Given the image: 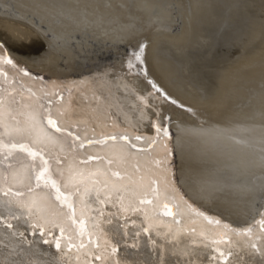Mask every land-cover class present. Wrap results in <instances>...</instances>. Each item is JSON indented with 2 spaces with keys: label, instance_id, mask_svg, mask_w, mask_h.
I'll use <instances>...</instances> for the list:
<instances>
[{
  "label": "bare ground",
  "instance_id": "6f19581e",
  "mask_svg": "<svg viewBox=\"0 0 264 264\" xmlns=\"http://www.w3.org/2000/svg\"><path fill=\"white\" fill-rule=\"evenodd\" d=\"M0 44L17 66L46 79L48 93L64 92L56 103L65 105L70 123L88 121L76 129L81 135L98 124L97 132L116 126L150 139L155 130L151 123L162 126L167 121L169 171L151 163L165 155L162 134L139 154L141 163L167 175L184 200L204 213L198 216L182 205L173 219L154 215L147 206L145 220L142 211L129 210V199L121 204L115 193L109 196L103 189L99 197L106 202L101 205L97 186L88 183L81 187L79 205H90L87 227L102 238L100 249L89 245L83 250L109 256L108 240L120 245L117 257L124 264H260L247 246L251 239L264 244L259 225L251 232L236 229L264 204V0H0ZM137 53L141 61L135 59ZM5 69L41 96L39 79ZM10 87L17 89L18 84ZM23 95L27 98L28 91ZM94 95L102 98L99 107ZM73 111L86 116L73 117ZM136 143L147 147L144 140ZM97 151L101 149L86 146L74 155L82 159ZM71 165L74 159L67 156L63 167ZM25 168L27 162L16 165L18 175ZM51 169L59 179L54 160ZM13 200L0 193V216H8L14 226L0 224V264H86L82 250L57 255L54 246L20 245L21 238L12 232L27 229L30 218L22 219L27 209ZM131 206L136 207L134 202ZM144 226H150L149 234L162 249L152 251L144 233L136 241L138 248L125 246L123 233H129L131 244L132 234Z\"/></svg>",
  "mask_w": 264,
  "mask_h": 264
},
{
  "label": "snow or ice",
  "instance_id": "6c2138e0",
  "mask_svg": "<svg viewBox=\"0 0 264 264\" xmlns=\"http://www.w3.org/2000/svg\"><path fill=\"white\" fill-rule=\"evenodd\" d=\"M135 59L141 61V55L137 53ZM0 63L16 67L14 59L7 54L2 44H0ZM129 66H133L131 61H129ZM24 74L28 75L27 72ZM0 75L7 77V73L3 72V69H0ZM27 91L29 95L25 98L23 92L14 87L6 89L0 86V185H6V188L0 187V193L4 196L11 194L18 206L27 209L28 218L35 220L34 223L28 224L27 229L12 232L13 236L21 238L20 245H27L31 248L35 242H39L43 245L54 246L57 255L60 253L67 255L73 250L79 252L89 245L92 248L100 249L99 240L102 235H97L85 227L90 205L82 203L81 216L77 217L75 214V205L80 203L81 187L88 183L97 186L96 198L101 205L106 202L99 197V193L103 189L109 196L115 193L121 204L126 198L129 199V210L132 212L142 211L145 220L149 218L147 206H151L154 215L158 216L162 213L164 216L173 217V219L180 214L182 205H187V209L196 215L204 216L203 212L184 200L183 196L179 194V190L174 186V182L167 175L156 174L151 168H146L141 163L139 154L147 152L157 144V138L149 139L141 135H132L127 128L121 129L116 126H113L112 131L97 132L98 124L93 125L91 135L87 130L81 135L76 129L81 124L86 126L87 119H78L75 123H70L69 112L64 104L57 105L55 103L51 98L53 93H45L43 97H40L31 89ZM55 96L57 100L64 99L60 93H56ZM42 99H46L47 103H42ZM93 100L96 101L98 107L102 103L100 96L94 95ZM172 103L175 104L176 101L172 100ZM188 111L192 110L188 109ZM77 115L86 116V113L83 111L71 113L73 117ZM6 120L11 122V126L6 123ZM153 127L157 137H161L162 134L165 155L160 159L152 160L151 163L167 173L169 171L166 167L169 163L167 157L171 154V149L166 140L170 134L166 126L162 127L154 123ZM69 138H71V143H68ZM141 140L146 142V148L138 147L136 142ZM65 146L67 152H73L77 148L86 149V146L99 147L101 151L98 153L86 152L84 159L75 158L74 166L65 170L63 165L67 161V156H60V153L65 151ZM52 160L57 165L56 175L59 179L53 178ZM23 162H27V168L23 169L24 174L20 176L16 165ZM91 162H96L98 166L88 167ZM81 164L85 167L80 168ZM149 196L152 198L149 199ZM73 197L76 199L74 200ZM133 202L136 207L131 206ZM100 215L103 216V212ZM261 216L262 219L258 224L264 233V213ZM14 218L19 219V217ZM212 222L209 219V223ZM0 223H3L8 229L14 227L3 216H0ZM108 223L110 224L111 220ZM131 223L134 224L135 221L133 220ZM177 223H179L178 220ZM215 223L219 225L220 221L215 220ZM46 225H51V227H46ZM223 227L228 228L229 226L225 224ZM53 229L58 230V234H55ZM245 231L251 232V226ZM142 232L148 234V242L152 246V251L162 249V246L158 245L157 241L149 234L150 226L142 227ZM140 235V232L133 233L131 236L133 243L128 244L129 233L125 231L123 233L125 246L133 249L138 248L136 241ZM29 236L39 237V240L34 241L29 239ZM47 237H52V239ZM105 243L110 247L109 256H105L100 251L89 250L85 253L86 264H89L87 257H91L92 261H101L102 264H124L117 257L120 245L108 240H105ZM250 249L253 255L259 256L260 264H264V244L252 243ZM107 250L105 248V251ZM20 252H24V247H20ZM163 255L164 252L161 250L159 252L161 260ZM220 255L224 256V253L221 251ZM231 255L232 253L229 252L228 256ZM113 257L117 258L113 259Z\"/></svg>",
  "mask_w": 264,
  "mask_h": 264
},
{
  "label": "water",
  "instance_id": "95a60500",
  "mask_svg": "<svg viewBox=\"0 0 264 264\" xmlns=\"http://www.w3.org/2000/svg\"><path fill=\"white\" fill-rule=\"evenodd\" d=\"M15 63V62H14ZM16 64V63H15ZM6 67H12L11 65H7V64H2V63H0V69H3V72H6L7 73V77H5V76H3V75H0V86H2V87H4V88H6V89H10L11 87V85L13 84V83H10V82H15V84H18V87H17V89L20 91H22L23 92V90L24 91H27L28 89H29V87H27L25 84L24 85H22L20 82H19V80H18V77L17 76H13V75H11L10 73H8L7 71H6ZM13 68V67H12ZM14 69H17L18 71H19V73L20 74H23V75H25L24 73L25 72H27L28 73V75H26L28 78H31V79H33V78H36V79H39V81H40V84H41V86L39 87V89L41 90V93L42 94H40L41 96L40 97H43L44 96V94L45 93H47V89H45L46 88V85H44L43 84V82H45V78H43V76L41 75V74H37V75H34V73H32V72H30V71H28V69L27 68H25V67H22V66H17L16 65V67L14 68ZM21 69H23V71H20ZM63 84H65V83H63ZM66 88L65 89H67V88H69V85L66 83ZM64 90V89H63ZM60 92V91H59ZM63 96H64V92L61 90V92H60ZM53 98H55V103L57 102H59V101H61V100H56V96L55 97H53ZM42 103H46L45 102V99H42V101H41ZM56 103V104H57ZM60 105V104H59ZM156 124V122L155 121H153L152 123H151V126H152V128H154L153 127V124ZM162 126H166L167 127V121H165L164 122V124L162 125ZM78 129V128H77ZM155 129V128H154ZM89 135H91V132H89ZM132 135H141V136H143L144 137V135L143 134H141V133H137V132H135L134 134H132ZM152 136H154V137H157V133H156V131L154 130L153 131V134H152ZM153 137V138H154ZM69 143H71L70 142V138H69V141H68ZM82 150H85V149H82ZM98 152V151H97ZM75 153H74V151L73 152H67V147L65 146V151L64 152H62V153H60V156L61 157H64L65 155L66 156H70V157H72L73 159H75V158H77L75 155H74ZM83 156H86V155H83ZM47 157V156H46ZM48 158V157H47ZM82 159H84V157H82ZM81 159V160H82ZM68 166H69V164H68ZM73 165H71L70 167H72ZM81 166V165H80ZM89 167V166H88ZM80 168H82V166L80 167ZM0 187H4V188H6V185H0ZM182 195V194H181ZM183 196V195H182ZM7 197H10L11 198V200H13L14 198L12 197V195L11 194H9ZM73 199L75 200L76 199V197H73ZM13 201H15V200H13ZM186 201H188L189 202V200H187L186 199ZM192 203V202H191ZM132 207H134V206H132ZM75 211H77V209L78 208H81V206L79 205V203H77L76 205H75ZM262 213H264V204L262 205V207L258 210V212L257 213H255V215L253 216V218L250 220V222L248 223V224H245L242 228H237L236 230H237V232L238 231H245L249 226H251V228H253V226H258L259 224H258V222L261 220V218H262V216H261V214ZM162 214V213H161ZM76 215H77V217H80L81 216V214H77V212H76ZM5 218H7L8 219V222H10V223H12L11 221H10V219H9V217L8 216H4ZM18 217V216H17ZM24 217L25 218H27L28 216H27V214H25L24 215ZM120 218H122V217H120ZM223 223H225V224H228V222L226 221V220H221ZM35 222V220L34 219H29V222H28V224L29 223H34ZM87 222V221H86ZM85 222V227L88 229V227H87V223ZM1 224V223H0ZM2 226H5L3 223L1 224ZM6 227V226H5ZM144 227H146V226H144ZM260 227V226H259ZM239 229V230H238ZM95 232V231H94ZM141 232H142V228H141ZM143 233V232H142ZM57 234H58V230H57ZM26 235H27V232H26ZM16 237H18V236H16ZM219 238H220V236H219ZM224 238V237H223ZM214 242H216V241H214ZM211 248V250H213V248L212 247H210ZM109 251H110V249H109ZM82 252L85 254L86 252H88V250L87 251H85V250H82ZM212 257L214 258V252H212ZM73 258H75L76 259V257L75 256H73ZM89 258V260L91 261V262H93L92 260H91V257H88ZM89 260H88V262H89ZM62 264H69L67 261H62ZM89 264H90V262H89Z\"/></svg>",
  "mask_w": 264,
  "mask_h": 264
},
{
  "label": "rangeland",
  "instance_id": "374dc122",
  "mask_svg": "<svg viewBox=\"0 0 264 264\" xmlns=\"http://www.w3.org/2000/svg\"><path fill=\"white\" fill-rule=\"evenodd\" d=\"M55 92H56V91H52V93H54V94H55ZM47 93H48V92H47ZM59 93H60V92H59ZM60 94H61V93H60ZM63 94H64V93H63ZM64 95H65V94H64ZM64 97H65V96H63V98H64ZM103 207H104V206H103ZM106 207L108 208V207H110V206H108V204H107ZM107 208H106L105 211L108 210ZM100 213H101V211H100L98 214H100ZM25 214H26V213L21 214V217H22L23 220H28V218H25V217L23 216V215H25ZM17 216H18V215H17ZM17 216H16V217H17ZM18 217L20 218V216H18ZM127 217L130 218V216H122L121 219H122V220H125ZM26 226L28 227V223L26 224ZM140 233H142V232L140 231ZM257 240H258V239H257ZM252 242H254V243L257 244L256 239H255V240L251 239V243H250V241H249V242H248L249 244L247 243V246L250 247V244H252ZM257 245H258V244H257Z\"/></svg>",
  "mask_w": 264,
  "mask_h": 264
}]
</instances>
